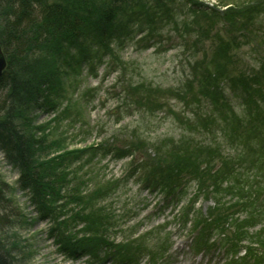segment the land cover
<instances>
[{"label": "rangeland", "instance_id": "obj_1", "mask_svg": "<svg viewBox=\"0 0 264 264\" xmlns=\"http://www.w3.org/2000/svg\"><path fill=\"white\" fill-rule=\"evenodd\" d=\"M59 1L49 0L50 3ZM203 1L205 4L198 9L176 0L171 23L160 25L163 24L160 21V26L152 29L155 31L152 37H158L154 45L148 44L153 35L148 31L149 26L140 28V24L131 35L123 29L119 40L108 42L109 48L97 50L96 45L87 42L93 45L92 57L84 66L86 62L78 61L77 65L83 66L81 73L70 70L68 64L64 67L59 64L56 69L51 58L44 64V60L41 61L35 74L37 77L46 73L54 75L50 80L52 88L47 84L45 89L55 92L46 96L43 102L46 108L40 104L25 113L28 135L34 141L46 139L47 149H52L50 158L68 153L73 154L71 158L76 156L77 162L65 164L71 173L79 171L78 174L87 178V190L108 189L105 193L110 198L104 202L116 219L111 236L121 244L120 248L135 247L128 240L134 242L139 237L143 244L140 241L135 247L136 255L127 254V259L119 257L114 249L106 254L102 251L100 261L93 263L87 255L79 260L61 255L57 244L48 238L51 221L39 220L33 204L16 186L18 171L7 165L0 152V177L10 187L7 195L13 200V209L18 208L24 217L19 220L22 224L6 223L1 227L7 243L19 242V250L13 252L14 264H264L261 250L250 246L251 243L264 244V211L260 214V207L264 205V119H259L261 108L264 110V93L251 91L249 79L242 80L264 61V5L256 9L258 25L254 28L260 34L254 36L251 44L244 42L245 46L231 56L232 61L225 51L227 48L219 51V39L232 41L234 33L224 22L211 20V17L217 19L211 6L224 8L223 11L232 7L239 10L259 0ZM10 2L0 0V25L9 14ZM200 13L207 16L199 18ZM190 25L196 28L195 32L188 27ZM72 44L63 46L62 52L66 58L68 54L74 55L77 61L84 48L79 44L75 51ZM28 60L31 68L28 67L34 71L32 59ZM207 71H214V77L217 75V87L209 86V90H205V84L200 87ZM205 91H210L215 98L217 91L220 98L216 101L224 109L234 107L239 120L232 119L227 126L233 143L223 137L221 128L216 135L207 137L200 132L192 135L181 126L180 123H184L181 117L194 119L193 113L198 107L205 116L215 119L213 126L226 120L225 111L221 116L218 104H208L203 99ZM197 99H203L201 105H197ZM252 139L256 141L251 143ZM183 140L187 143L205 140L208 148L213 147L227 161L236 159L239 153L246 155L249 148L257 152L260 161L249 152L250 163L241 169L246 173L245 178L250 177L249 190L236 176L219 180L208 178L206 189L201 188V176L183 177L177 185L175 199L166 207L162 202L165 189L159 187L154 192L152 187H141L147 179L145 168L140 167L141 160L153 163L159 158L168 160L175 155V146L180 143L182 146ZM202 159L205 163L212 161ZM205 167L207 164L190 170L197 172L199 168L201 172ZM220 167L215 168L212 162L207 170L226 173ZM216 183L221 190L214 188ZM240 204H244V208L238 209ZM228 206L236 211L228 212ZM216 214L226 218L221 223L223 228L218 225L214 232L205 230V223L214 222ZM239 225L246 230H239ZM194 234L205 237L206 240L200 242L207 244L209 255L197 256L207 251L203 246L198 245L199 250L195 246L191 249ZM228 235L246 238L245 243L237 246L236 255L224 253L225 248L237 244L226 238ZM169 242L175 243L172 249ZM245 250L250 254L242 258ZM164 256H167L165 261L161 260Z\"/></svg>", "mask_w": 264, "mask_h": 264}, {"label": "trees", "instance_id": "obj_2", "mask_svg": "<svg viewBox=\"0 0 264 264\" xmlns=\"http://www.w3.org/2000/svg\"><path fill=\"white\" fill-rule=\"evenodd\" d=\"M180 1L194 8L201 5V0ZM9 5V14L5 17L6 19L4 18L5 23L0 25V47L7 62L6 69L0 77V152L7 165L18 171L17 188L29 199L30 204H33L39 220L51 221L52 226L49 229L48 238L53 239L57 244L61 255L73 257L75 260L87 255L92 259L90 263L100 261L99 257L104 250L106 254L114 249L113 252L119 254V257L123 250L125 254L121 256L125 259H127V254L136 255L135 247L140 241L143 244L140 237L134 242L128 240L135 247L120 248L121 244H117L111 236L116 219L111 216L109 205L104 202L110 198L105 193L108 189L87 190V178L78 174L79 171L75 174L71 173L65 164V162H77L78 158L75 155L71 158L72 153L50 158L49 152L51 153L52 149H47L46 139L34 141L28 135L25 113H29L33 107L44 104L46 96H52L55 92L45 89L47 84L51 85L50 80L54 78V75L51 77L46 73L37 77L35 74L38 72L41 61L44 60V64L48 58H51L56 69L59 64L63 67L68 64L70 70L81 73L80 68L86 65V61L92 57L90 51L93 45L90 46L87 42L96 45L97 50H101L102 47L109 48L108 42L119 40L123 36V29L131 35L138 24L140 28L149 26L148 31L153 34L152 37L155 33L152 29L171 23L174 16V11H171L176 5V0H60L55 3H50L49 0H11ZM222 5L227 6L231 3H222ZM263 5L264 0H259L239 10H234L236 7H232L226 8L223 12L218 11L217 19L211 17L213 22L220 20L223 23L224 21L225 26L234 33L235 38L232 41L219 39V51L227 48L225 51L228 52L232 61L233 53L244 46L239 40L251 43V37L260 34L254 26L258 25L256 9ZM202 16L205 18L207 14L200 13L199 18ZM88 19H90L89 22H87ZM160 21L163 24L159 25ZM188 27L196 31L193 25ZM70 43H73L72 49L75 51L79 44L84 48V52H81L80 59L77 61L74 55L68 54L66 58V54L62 52L63 46L70 45ZM223 44L224 46L221 47ZM36 50L39 52L37 53ZM30 58L34 71L30 69L31 62L28 60ZM70 59L71 61L67 62ZM80 60L86 62L82 67L77 65ZM213 75L214 71L205 72L200 87H203V84L206 85L205 90H209V86L217 87L215 79L217 75L215 77ZM246 77L248 78L242 80L249 79L251 91L264 93V63L262 60L253 74H248ZM48 87L52 88V85ZM205 94L203 99L207 100L208 104H218L216 98L219 99L220 95L217 91L216 98L210 91H205ZM203 99H197V105H201ZM45 105L41 107L46 108ZM217 108L221 116L225 111L226 120L223 124L213 126L215 119L205 116L206 113L200 107L193 113L194 119L181 117L184 123L180 124L192 135L200 132L207 137L216 135L218 129L221 128L223 137L233 143L230 140L228 127L232 119L235 122L239 120L234 114V107L232 110L230 107L224 109L218 104ZM259 114V119L263 120L264 110L262 108ZM204 118L208 120L202 121ZM255 141L252 139L251 143ZM207 145L205 140L200 143L194 140H189L187 143L183 140L182 146L181 143L177 144L174 148L175 155L168 160L159 158L155 160V163L141 160L142 166L140 167L145 168L144 177H147L144 182L148 186L156 189L161 187L171 193L173 186L180 184L181 180L178 178L182 174L186 179L190 177L196 179L201 176L199 180L202 189L208 187L206 185L208 178L219 180L220 177L222 179L236 176L238 180H241V184L248 186L247 190H249L250 177L245 178L246 173L241 172V169L243 170V167L250 163V160L248 162L245 160L249 152L253 153L258 161L261 159L259 154L249 148L246 155L239 153L236 159L227 161L217 151L215 152L213 147L208 148ZM204 157L212 161L205 163L206 161L202 159ZM212 162L215 168L219 164L226 173H212L211 168L207 170ZM202 164H207V167L205 170L200 169L201 172H199ZM194 166L199 167L197 172H191L190 169ZM214 185V188L218 190L217 186L220 184ZM8 189H10L9 185L0 177V264H14L13 252L19 250L18 241L6 242L1 233V227L6 223L13 226L22 224L19 220L24 218L18 208L13 209V200L7 195ZM240 205L244 206V204ZM228 208L229 206L226 210ZM260 210V214L263 213L264 205L260 207ZM214 212L216 213L215 210ZM213 224L208 223L207 225L211 227ZM238 229L243 231L246 227L239 225Z\"/></svg>", "mask_w": 264, "mask_h": 264}, {"label": "water", "instance_id": "obj_3", "mask_svg": "<svg viewBox=\"0 0 264 264\" xmlns=\"http://www.w3.org/2000/svg\"><path fill=\"white\" fill-rule=\"evenodd\" d=\"M6 68V60H5V56L2 52V50L0 49V75L3 73V70Z\"/></svg>", "mask_w": 264, "mask_h": 264}, {"label": "bare ground", "instance_id": "obj_4", "mask_svg": "<svg viewBox=\"0 0 264 264\" xmlns=\"http://www.w3.org/2000/svg\"><path fill=\"white\" fill-rule=\"evenodd\" d=\"M124 254H125V252L122 250V251H121V255H124Z\"/></svg>", "mask_w": 264, "mask_h": 264}]
</instances>
